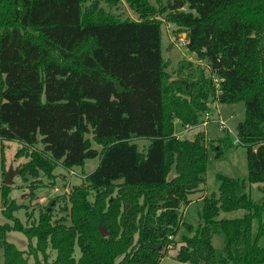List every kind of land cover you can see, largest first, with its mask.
I'll list each match as a JSON object with an SVG mask.
<instances>
[{
    "label": "trees",
    "instance_id": "obj_1",
    "mask_svg": "<svg viewBox=\"0 0 264 264\" xmlns=\"http://www.w3.org/2000/svg\"><path fill=\"white\" fill-rule=\"evenodd\" d=\"M101 1L0 0V141H19L17 156L31 149L21 175L52 177L100 157L69 195L70 223L49 207L24 223L15 215L23 205L2 184L11 221L0 223L4 264H31L30 256L33 264H158L170 244L182 263L264 264V198L250 192L258 183L264 194V0H126L138 19ZM163 19L196 54L174 73L162 55ZM213 74L225 79L220 94ZM216 102L245 105L233 142L247 148V178L218 174L198 223H188L209 151L220 157L225 138L207 144L204 129L178 138L176 128L196 127ZM135 138L150 140L145 152ZM238 209L246 213L222 216ZM12 229L28 237L27 250L7 240Z\"/></svg>",
    "mask_w": 264,
    "mask_h": 264
},
{
    "label": "rangeland",
    "instance_id": "obj_2",
    "mask_svg": "<svg viewBox=\"0 0 264 264\" xmlns=\"http://www.w3.org/2000/svg\"><path fill=\"white\" fill-rule=\"evenodd\" d=\"M156 4L155 0H152ZM101 6L106 11H112L117 15H121L122 18L129 17L133 19H138V14L129 6L126 0H121L115 6H111L108 1L102 0ZM163 36H162V55L165 59L170 61L169 71L174 73L177 64L182 58H187L191 60L196 59V54L191 53L187 48V45L181 46L178 42L179 35L182 32L179 30V27L174 23L169 22L167 19H163ZM214 106V107H213ZM220 114L227 120L228 126L231 128V134L227 133V129L220 128L217 124L210 123L207 126L197 125L192 129H188L184 134V137L192 138L197 134L198 131L204 129L207 137H210L209 140H206L207 144L211 142L214 143L218 138L224 137L223 141V154L220 157L215 156V151H209L208 157V171L206 175V183L201 190H198L199 194H205L203 191L206 190L207 194L217 191L219 178L218 174H225L228 176H236L240 178H247V161L246 154L247 148L242 144H237L233 142L234 136L237 132L239 123L245 118V105L243 102H235L230 104L223 103H213L210 111L212 115ZM177 132L181 129H184L181 125H177ZM92 139V135H88ZM211 140V141H210ZM134 141L137 143L140 151L146 150V146L149 144L150 140L148 138H135ZM93 147L101 149V146L96 142L92 141ZM41 145H39L40 147ZM21 147V143L17 140L9 141H0V223L8 222L9 220L3 214V205L1 202V186L5 180V175L3 176V159L4 167L8 172L10 166L19 171H16L13 175V183L10 185L11 193L10 198H13L15 201L23 205V208L15 212V215L18 216L24 223H29L34 218L38 219L40 212H44L46 207H49L52 217L54 219L65 218L67 223H70V218L68 216V209H70L71 203L69 200V195L72 189L81 183H84L85 177L87 174H90L95 170L99 163V156L95 158L87 159L85 166H78L73 169H67L65 166H59L54 171V176L48 177L44 175L43 172L39 176L35 177L32 174L22 176L20 173V166L27 162L30 157L31 149L28 148L27 152L17 156V151ZM2 148V150H1ZM6 172V173H7ZM251 195L257 201H262L264 194L259 190L258 183H252L250 186ZM206 195V194H205ZM90 198L91 194H90ZM202 201H196L192 204L189 209L184 210L183 219L185 222L197 224L199 221V209L202 207ZM246 213L244 209L233 210L232 212H223L222 216L224 217H235L242 216ZM11 222V221H9ZM256 228V224H255ZM258 230V228H256ZM187 229L182 225L180 229V235L187 233ZM7 240L14 242L16 246L21 250H27L29 239L23 232L12 229L6 234ZM35 242V239H34ZM213 244L216 248H222L223 237L220 234H216L213 237ZM173 244L169 245V248H166V255L158 264H189L182 263L175 258V252L178 248H171ZM76 255H80L78 246L75 248ZM52 258L55 256V252L51 251ZM5 253L3 252V247L0 246V264H4ZM29 263H34V257L30 256Z\"/></svg>",
    "mask_w": 264,
    "mask_h": 264
},
{
    "label": "built area",
    "instance_id": "obj_3",
    "mask_svg": "<svg viewBox=\"0 0 264 264\" xmlns=\"http://www.w3.org/2000/svg\"><path fill=\"white\" fill-rule=\"evenodd\" d=\"M178 42L180 43L181 46H185L187 45L188 43V39L186 37V33H181L179 35V38H178ZM213 79H214V84H215V88H216V93L217 94H220V92L222 91V87H221V82L224 81L225 79L222 78V77H219V76H216L215 74L212 75ZM218 114L216 115H212V111L208 110L206 113H205V116H204V120L203 122H201L199 125L201 126H207L208 124L210 123H215L217 124L220 128H224V129H227L229 130L230 132L231 131V128L228 126L227 124V120L221 116L220 114V110H218ZM184 129H181L179 130L178 132H176V136L178 138L180 137H184V134L187 132L188 129H192L194 128V126H185L183 127ZM210 137H207L206 136V140H209ZM238 141V139L236 140Z\"/></svg>",
    "mask_w": 264,
    "mask_h": 264
},
{
    "label": "water",
    "instance_id": "obj_4",
    "mask_svg": "<svg viewBox=\"0 0 264 264\" xmlns=\"http://www.w3.org/2000/svg\"><path fill=\"white\" fill-rule=\"evenodd\" d=\"M16 171L19 170L15 169L13 165L10 166V170L5 174V180L3 181V184L11 185L14 181L13 175ZM100 232L103 234V236H108L110 234L109 231L105 228V226L100 227Z\"/></svg>",
    "mask_w": 264,
    "mask_h": 264
},
{
    "label": "crops",
    "instance_id": "obj_5",
    "mask_svg": "<svg viewBox=\"0 0 264 264\" xmlns=\"http://www.w3.org/2000/svg\"><path fill=\"white\" fill-rule=\"evenodd\" d=\"M204 187V185H202L201 186V188H203ZM205 188V187H204ZM205 194H207V191L206 190H204L203 191ZM200 192L198 191V192H196V193H194V194H191L190 195V197H191V199H192V202L189 204V206H187V208L186 209H189V207L192 205V204H194V202H196V201H202V198H204V195L205 194H199Z\"/></svg>",
    "mask_w": 264,
    "mask_h": 264
}]
</instances>
